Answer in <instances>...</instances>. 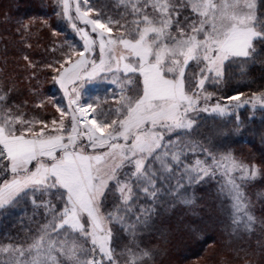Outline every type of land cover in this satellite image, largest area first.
Here are the masks:
<instances>
[{
  "label": "snow or ice",
  "instance_id": "obj_1",
  "mask_svg": "<svg viewBox=\"0 0 264 264\" xmlns=\"http://www.w3.org/2000/svg\"><path fill=\"white\" fill-rule=\"evenodd\" d=\"M119 7L114 19L88 0H53V15L67 20L78 43L46 50V60L23 59L30 80L48 71L59 86L66 103L39 101L58 117L24 119L12 89L0 87V212L23 202L35 218L0 238V264H157L166 249L140 232L167 244L158 210L195 208L202 198L192 189L200 185H214L222 215L210 209L181 220L193 240L215 227L233 234L257 225L264 233L245 191L264 173V157L259 166L245 162L224 142L243 121L207 144L191 138L200 112L264 107V91L234 92L223 103L207 91L226 66L253 60L258 45L264 52V0H120ZM18 23V32L29 31ZM85 84H104L105 99L116 103L100 108L99 96L82 98ZM257 243L264 247V239Z\"/></svg>",
  "mask_w": 264,
  "mask_h": 264
},
{
  "label": "trees",
  "instance_id": "obj_2",
  "mask_svg": "<svg viewBox=\"0 0 264 264\" xmlns=\"http://www.w3.org/2000/svg\"><path fill=\"white\" fill-rule=\"evenodd\" d=\"M91 3L103 9L108 4L106 0H91ZM52 7L53 0H0V54L3 60L1 63L7 67L3 86L12 89V97L23 107L26 102L34 105L35 100L42 95L44 76L38 71L37 79L30 80L23 57L27 55L33 61L46 60L49 56L46 50L62 44L60 37L64 35L65 40L77 42L74 29L65 18H54ZM105 11L111 15H116L115 11L120 13L117 10ZM18 22L30 25L29 31L18 32ZM53 29H56L55 33ZM257 48L253 60L226 66L222 82L217 87H208L207 91L216 93L221 102L224 96L234 92H243L247 97L251 93L264 91V52L259 51V45ZM60 49L61 52L67 51L66 48ZM37 85L38 95L32 91ZM48 85L49 83L46 86L47 93L52 87L51 84ZM215 101L216 97H213L211 102ZM238 119L243 121L240 130L224 142L229 144L237 156L244 158L245 162L259 166L264 157V139L261 138L264 136V108L251 109L246 106L227 116L198 115L196 123L199 127L192 132L191 138L207 144L209 140L217 138V131L227 135L230 129L236 127ZM192 191L202 198L197 200L195 208L178 206L175 209L166 207L158 210L159 219L165 221V229L169 231L167 244L158 238V234L146 236L143 230L140 232V238L166 249L168 254L157 257V264H264V247H259L257 243L264 239V233L257 225L253 226L251 233L241 229L233 234L215 227L203 233L198 242L188 235L181 224V220L186 217L210 209L222 215L214 185H200ZM245 191L251 201V212L259 220L264 217V198H258L260 193H264V173L250 182ZM31 210V207L21 202L11 210L0 212V238L6 233L14 235L21 231L22 225L27 226L34 220ZM122 236L126 243L127 233H122Z\"/></svg>",
  "mask_w": 264,
  "mask_h": 264
},
{
  "label": "rangeland",
  "instance_id": "obj_3",
  "mask_svg": "<svg viewBox=\"0 0 264 264\" xmlns=\"http://www.w3.org/2000/svg\"><path fill=\"white\" fill-rule=\"evenodd\" d=\"M106 1L108 4L104 5V10H108V11L117 10L120 12L124 11L123 7H119L120 0H106ZM74 2H75V0H70V3H74ZM88 2L91 3V0H88ZM114 8H116V9H114ZM115 13H116V15L115 14L112 15V17L113 18H119L118 13L116 11H115ZM109 14L111 15L110 12H109ZM90 15H93V14H90ZM51 18L53 19V17H51ZM54 18H57V16H54ZM57 19H55V20H57ZM121 23H123V20H121ZM114 32H115V29H114ZM64 36L60 37V40L62 43H64L65 41H69V40H65ZM70 42H73V41H70ZM60 52H61V49H60ZM118 54L119 53L117 52V55ZM1 62H3V60H2L1 54H0V87H3L4 76L7 73V67H5V65H3ZM40 72L44 74L43 80H42V95H40L35 100L34 105H33V103L30 104L29 102H26V106L23 107L20 104V102L16 101V99L14 97H12V98H13L14 103L16 105H19L20 111L25 114L24 119H27V118H29V116H31V117H36L38 119H43L46 122H48L51 119H53V117H58L59 112L54 108V106L52 104L45 103V104L41 105L39 103L40 99L44 98L45 96H47V97H53L54 96V97H56V99L61 104L66 103V101L63 99L62 94L59 91V86L53 83V79H52L50 72H48V71H40ZM109 79H112V78L109 77ZM48 83H49V85L51 84L52 87H51L50 91L47 93L46 92V86ZM109 87H111L112 91H116L115 86L109 85ZM84 89H86V91L82 90V98H84L86 95L89 96L90 98L95 97V96H99L100 100H101V104H99L98 107H100V108H107V106H109L110 104L114 105L116 103L115 101L105 99L106 96L110 97V93L106 92L104 84H91V85L85 84ZM211 101L212 100H210L209 103H215V102H211ZM221 103H223V102H221ZM32 106H34V107H32ZM246 106H249L251 109L264 108V107L260 106L259 104H257L255 107H252L251 105H244L240 109H243ZM33 108L38 109V110H34ZM201 114L219 115V116L230 115V114H219V113L214 114L211 112H209V113L200 112L198 115H201ZM98 119H99V117H98ZM66 120H67V118H66ZM30 214H32V210H31Z\"/></svg>",
  "mask_w": 264,
  "mask_h": 264
}]
</instances>
